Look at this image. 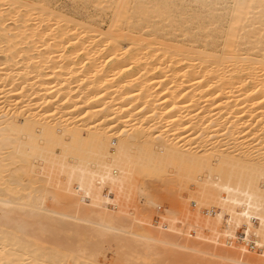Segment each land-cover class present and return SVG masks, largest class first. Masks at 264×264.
Masks as SVG:
<instances>
[{
	"label": "bare ground",
	"instance_id": "obj_1",
	"mask_svg": "<svg viewBox=\"0 0 264 264\" xmlns=\"http://www.w3.org/2000/svg\"><path fill=\"white\" fill-rule=\"evenodd\" d=\"M41 2L0 0V264L63 261L45 216L57 231L78 222L96 232L101 249L74 247L73 264L84 253L102 262L105 247L113 264L162 252L264 264V253L254 263L156 236L138 206L127 211L142 190L135 176L190 158L195 175L211 173L218 212L264 236L262 216L217 193L264 200V0H96L106 27Z\"/></svg>",
	"mask_w": 264,
	"mask_h": 264
},
{
	"label": "rangeland",
	"instance_id": "obj_2",
	"mask_svg": "<svg viewBox=\"0 0 264 264\" xmlns=\"http://www.w3.org/2000/svg\"><path fill=\"white\" fill-rule=\"evenodd\" d=\"M4 1L6 2V4L7 2H9V0H4ZM41 1H42L41 3L47 5V7L51 8L52 10L57 9L62 13H65L68 16V18H71L73 20L75 19L78 22L79 21L88 22L91 19H93L95 20V22H97V24L102 25L103 27L107 26L108 16L101 15V12L99 11V7L96 4V0H41ZM6 8H9V6L6 5ZM21 11H25V8L18 7L15 10H13V12H18V14ZM18 14L14 16V19L12 18L10 21L5 22V25H7L8 27L16 26L18 24L17 20L19 19ZM61 54L55 53L50 56L58 60L61 58L62 56ZM46 56L49 57V55ZM47 72L49 73V71ZM251 150L250 152L253 151ZM256 151L257 149L256 150L254 149L253 152ZM171 158L173 157H170L169 159L163 161L166 162L167 165L166 163H162L161 166L160 164L153 165L151 167L153 169L150 168L147 172L142 174L139 173L138 176H135L137 177L136 181L138 182L142 190L141 193L139 192V194L138 192L133 191L134 193H136L135 196L136 200L134 198L133 199L130 198L127 200L128 201L127 204L129 203L128 204L129 206L127 207L130 208L129 210L127 209V211L133 212L131 210H134V208L136 209V207L138 206L137 210L139 208L138 211L140 213V216L144 220H146V217H149L148 219L150 223H152L156 217L158 216L161 217L162 220L161 224L157 225L153 223L147 225V227L150 228V231L152 230L153 234L156 236H160L162 238L171 241L178 240L182 244L188 246H195L200 248L201 250L212 252L222 257H232L233 253H236L237 257H240L242 259L252 260V262L254 263L257 262L256 259H259L258 257L263 255L264 253V236L260 238L255 237V235L253 236L252 235L253 232L252 233L246 232V230L249 231L248 228L245 227L242 228L239 227V225L236 227L234 225L235 223L233 224L232 220L229 219V215L225 213L224 210L222 212H218V208L214 204L213 200L210 199L208 196L210 192H208L209 190H207L208 189L207 186H209L210 185L209 182L212 183L211 180H213L212 175H210L211 173L210 174L206 173L208 176L207 177L206 174L204 176L203 173L201 174L198 172L197 174H201L202 176L205 177L203 178L202 176H200L202 177V179L198 180L196 178H198L199 176H197V174L195 175L194 172V171L197 172V170L194 169H193L194 171L191 170V168L194 167L193 165H190V163H192V161H190L191 160L190 158L186 159V161L184 160L185 161L184 163L185 165L183 164L185 166L184 167L180 165L182 161L179 160V163H177L178 160L174 159L175 158L174 157L173 160H176L175 165H177L178 168L174 165V162ZM239 158L240 157H238L237 159ZM170 159L172 162L170 161ZM237 159L233 161L235 162L234 164H232L234 167L231 165L232 168H228L227 169L228 171L232 169H237V167L239 169L241 167L237 165H236L237 167H235V164H241V161H243L241 158H240L241 161L240 159L239 160ZM187 160H189L190 162L187 163L188 162ZM170 167L172 169H170ZM210 169L211 168H209V171ZM138 171L139 169L136 170V172ZM174 172L178 174L176 175ZM262 180L264 183V178L261 177L260 182ZM263 183L261 182L264 191ZM41 185L45 186V184L43 183H37L36 186H41ZM218 187L212 190H215ZM231 190L235 193H238V191L236 192L233 189ZM231 190L229 186H226L225 188H222L220 191L217 189V193H220L219 196L226 199L228 198L227 196L229 195L230 192L231 193L230 196L235 195V198L229 197L231 199L230 201L231 202L234 201L233 203L236 204L237 202L239 203V201L240 203L242 202V207H244L242 208V211H245L246 213H249L251 215L255 214L257 215L256 217L262 216V219L264 218V200L261 201V203H259L258 200H257L258 202L252 200L250 201L251 203H248L247 200L246 199L244 200L243 197L241 198L240 195L239 196L237 195L236 198V194L231 192ZM133 192L132 195L129 194L132 197H134ZM110 194L113 196V200H114L115 192H111ZM121 200L123 199L121 198ZM88 201L89 199H87L85 203L89 204ZM127 204H123V205L126 206ZM120 205H122L121 202ZM113 207L114 205H111L110 209H112ZM160 208H162V211H159ZM167 209L171 211L170 216L167 215ZM43 220L46 224H49V227L47 228L49 235L47 237L50 238L49 236H51L52 239H54L55 244L59 245L57 249L63 252V256H62L63 261L60 262L59 264H73V259H70L69 254L70 252H73L74 247L79 248L80 250H82L87 254L88 241L91 242L88 251L90 250V252L94 253L101 249L98 243H96L98 242L97 241L98 238L96 237L97 235L96 232H94L91 228H89L87 224L74 222L75 224L70 223L69 225L66 224L63 225V222H59V228L57 231V228L52 225V221L47 216H45ZM130 223L133 224V227L135 229L138 228L137 230L143 232V234H147L148 230H146L147 228L146 226L144 227L143 225L140 224L141 226L140 228L138 227L137 224L133 223V221H130ZM251 224L253 226H258V223L253 224L252 221ZM170 228L172 230L176 229L175 230L176 232L172 231ZM239 235H241V238L239 237ZM252 237L253 238L255 237L254 238L255 240L257 238L259 240V241L256 240L257 242L253 240V242H255L254 243L255 245H251L253 243L251 239ZM259 247L260 249L262 248V250H260ZM118 249L119 252H121L123 255L126 254L124 248L116 247V250ZM114 250L115 248L113 247H105L101 251L102 253L100 254L101 257L100 260L101 261L103 260L104 262L103 261L97 262L95 260L90 261L88 260L87 255H85V253L82 256H77L76 254L77 257L76 264H81L82 262H85L87 264H113V261L116 258V251ZM238 250L240 251V253H238ZM127 255L128 256H126V258L129 259L131 255L129 254ZM161 255L162 256L159 257H142L140 259H135V260H137L138 263H142V264H230L227 261L213 259L211 257H205V259H202L200 257L192 258L189 256H183L181 257V260L183 259V262H177L174 258L175 256L172 257L173 255L171 256L170 252H162ZM102 257L105 259H103ZM261 257H264V255ZM197 259L198 261H196Z\"/></svg>",
	"mask_w": 264,
	"mask_h": 264
},
{
	"label": "built area",
	"instance_id": "obj_3",
	"mask_svg": "<svg viewBox=\"0 0 264 264\" xmlns=\"http://www.w3.org/2000/svg\"><path fill=\"white\" fill-rule=\"evenodd\" d=\"M159 211H162V208L159 209ZM153 223L154 224H161L162 223V220H161V217H156L154 220H153ZM241 234V233H240ZM239 237L241 238V235H239Z\"/></svg>",
	"mask_w": 264,
	"mask_h": 264
}]
</instances>
